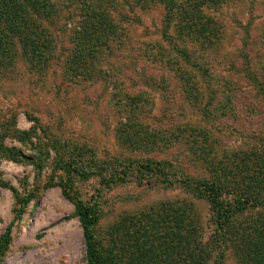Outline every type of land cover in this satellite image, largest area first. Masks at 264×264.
Here are the masks:
<instances>
[{
	"label": "rangeland",
	"instance_id": "rangeland-1",
	"mask_svg": "<svg viewBox=\"0 0 264 264\" xmlns=\"http://www.w3.org/2000/svg\"><path fill=\"white\" fill-rule=\"evenodd\" d=\"M42 1L49 11L37 19L32 8L30 23L48 39L34 41L45 54L31 65L17 40L0 70V264H88L78 199L99 216L92 232L110 264L146 262L155 229H136L150 219L186 228L208 262L239 264L234 239L213 237L211 202L190 186L249 196L256 184L264 197V0H201L210 37L187 33L180 14L167 40L162 2L113 0L115 33L82 57L76 30L86 16L94 23L91 0ZM146 160L171 179L140 171ZM251 205L232 227L258 224V246L264 204ZM160 252L157 264L179 263Z\"/></svg>",
	"mask_w": 264,
	"mask_h": 264
},
{
	"label": "trees",
	"instance_id": "trees-1",
	"mask_svg": "<svg viewBox=\"0 0 264 264\" xmlns=\"http://www.w3.org/2000/svg\"><path fill=\"white\" fill-rule=\"evenodd\" d=\"M159 1L165 5L166 9L164 21L165 29L163 30V36L166 40L170 36L168 26H172L173 22L180 14L187 17V33L197 32L201 34L200 37H210L211 33L207 25L208 21H211V16L209 17L207 13L203 11L202 5H200L201 0ZM203 1L205 5H208L215 3L217 0ZM112 2L113 0H91L88 3V13H90L91 17L95 18V20L93 25H91L89 16H86V18L81 21L80 28L76 30V34L78 35L76 45L78 46V52L81 57L84 53L87 55L99 49L100 46L109 41L110 36L115 33L116 25L114 24L115 22L113 21L110 11V3ZM44 3L45 2L42 0H0V70L4 69V67L9 64L12 65L15 61L18 55L17 40L20 41V45L26 51V53H23L25 54L24 58H26L31 65H34L33 62L36 53L45 54L43 53V49L46 44H43L41 41L34 44V41L42 38L46 42L48 39L36 33L33 29V26L36 27L39 25L37 22L30 23L34 21L32 13L39 19L44 17L45 11H49L48 6H42ZM32 8H34V11L30 13ZM196 10L197 12L195 13ZM2 14H4L3 17ZM198 17L205 19L199 22V20H197ZM1 21L6 25V29H3ZM171 36V39L175 41L174 34ZM174 44L173 49L175 52H178V48L174 47ZM186 60H189V58H186ZM139 165L140 171L145 174L158 172L162 173L163 177H166L165 181L171 179L169 172L161 165V161L155 162L153 160H146L139 162ZM190 187L193 191H196V193H200L199 196L206 197L209 202H211L215 226L217 229L221 230V232H216L213 237L218 238L222 235L221 237L227 236L226 239L229 241H232L231 238L234 239L233 241L236 242L235 249H237L241 260L239 264H264V239H261V241L258 239V246L255 244L257 241L256 239L253 242L256 247L251 243L252 237H254L258 231V224L254 223L251 224L252 226L249 225L242 228H237L236 225L232 227L234 216H240L251 204V206L264 204V197L260 191L262 188L253 184L252 188L247 192H242L248 193L249 196H232V193L218 182H197ZM233 187L238 191V188H235V186ZM77 207V213L79 214L85 231L88 264H110L111 261L103 254L104 249L100 248L92 232V227L99 218L96 210H93L90 206H84L80 199H78ZM151 220L152 219H150L147 224L140 225L136 229L137 232L141 231L146 235L151 232L150 230L155 229L153 236L156 242L146 248L145 255L147 258L144 257L146 262H143V264H157V260L161 257V249H166L168 252L170 251V259H178V264H213L212 262H208V256L206 254L204 256L203 247H199L200 250L198 248V251H195V249L192 250V248L189 247L188 240L184 235L186 228H183L181 233H179V231L175 229V226L170 224L168 219L166 220L169 224H157V226H155V222ZM162 220L166 222L165 216H162ZM156 223L159 222L156 221ZM151 226L153 227L151 228ZM229 229L231 231H229ZM8 242L9 233L7 232L2 237L0 243V260L1 255L7 248ZM246 259L250 262H245Z\"/></svg>",
	"mask_w": 264,
	"mask_h": 264
}]
</instances>
